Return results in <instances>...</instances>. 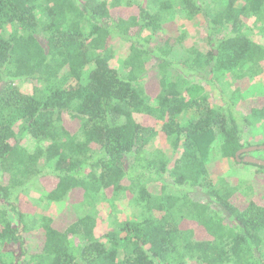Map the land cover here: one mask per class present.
<instances>
[{"label":"trees","instance_id":"1","mask_svg":"<svg viewBox=\"0 0 264 264\" xmlns=\"http://www.w3.org/2000/svg\"><path fill=\"white\" fill-rule=\"evenodd\" d=\"M132 4L0 0V264H18V257L42 264H264V192L256 199L254 186L214 181L209 170L216 140L224 158L236 159L246 146L239 117L191 79L264 81V0H145L137 14H114ZM176 14L205 21L208 49L184 46L185 32L155 40ZM250 18L258 39L245 32ZM116 38L128 44L122 73L111 63ZM149 62L158 75L156 97L145 84ZM23 81L34 87L23 89ZM241 115L252 124L264 119V107ZM66 116L79 122L76 131ZM148 120L160 124L170 153L152 145L158 131ZM23 138L35 140L33 147ZM44 178L50 189L31 202L42 212L23 211L22 195ZM172 185L200 188L211 201L171 193ZM80 190L77 218L59 229L45 212ZM236 196L249 199L245 208ZM101 200L113 209L127 200L133 218L98 232ZM187 220L210 238L196 239L182 226ZM39 231L34 254L27 236Z\"/></svg>","mask_w":264,"mask_h":264},{"label":"rangeland","instance_id":"2","mask_svg":"<svg viewBox=\"0 0 264 264\" xmlns=\"http://www.w3.org/2000/svg\"><path fill=\"white\" fill-rule=\"evenodd\" d=\"M125 2H132L130 7L123 6L114 11V14L128 15L137 14L139 12V5L145 3V0H124ZM247 27L245 32L252 38L258 39L260 37L258 30L254 26L253 19H247ZM205 21L202 18L187 20L181 17L180 14H176L168 22L165 23L163 30L155 37V40H159L166 36H175L180 33H187V38L184 42V46L189 47L195 45L197 47L208 49L206 42V29ZM7 31H11V27H7ZM115 48V56L112 60V65L122 73L121 60L126 54L128 44L122 39L116 38L113 40ZM182 50L175 52L176 57H181ZM149 76L146 81V88L152 97H156L159 84L158 75L153 62H149L148 65ZM220 80L216 79L215 83L209 84L206 82L204 76L196 75L191 76L194 82L202 83L205 85V91L210 101L215 105L226 108L227 106H233L236 111V115L239 117V125L242 130V139L245 143V147L264 145V119H252L253 123L248 124L244 121L241 114H249L254 107H264V81L261 77L255 79H244L237 83L232 84L231 77L228 74L219 75ZM23 89L30 91L34 87V83L31 81L19 82ZM239 89V90H237ZM66 124L71 131H76L79 127L77 120H71L69 116H66ZM147 123L155 126L158 131V135L153 141V146H163L167 152L170 153V147L167 142V138L159 123L148 120ZM221 140L218 139L214 142L216 148L213 154V159L209 165V170L213 176V180L217 181L219 178H228L233 184H240L242 186H254L256 199H259L260 195L264 192V171L258 170L256 166L247 164V162L236 160L234 157L224 158L217 152V147L220 145ZM22 144L29 148H32L35 144V140L29 138H23ZM182 147L177 151L175 158L180 155ZM242 155V154H241ZM245 155H251L257 159L264 160V148L256 149L251 153H244ZM173 163V162H172ZM171 163V164H172ZM4 181V178L0 173V182ZM51 181L49 179L37 180L34 184L29 186L25 191V196L22 195L20 200V207L23 211L34 213L36 210L42 212V209L33 206L32 203H38L42 197L46 196L47 191L51 187ZM171 193L183 195L188 193L193 199L200 201H211L210 196L200 188L170 186L168 190ZM82 191H76L72 193L69 198L63 203L52 204L50 208L45 212L48 215H52L55 219V226L59 229H64L67 225L73 222L77 218L74 204L81 199ZM27 196V198H26ZM234 202L240 207L245 208L248 204V198L242 196H236ZM32 202V203H31ZM260 202V201H259ZM117 207L113 209L111 202L108 200H101L98 203V232H104L111 229L114 226V221L123 220L128 217H132L130 213V207L127 200L118 202ZM36 207V208H35ZM119 209V210H117ZM188 221V222H187ZM183 223L185 228H193L195 230V238L199 240L209 239L210 236L195 221L187 220ZM43 242V234L41 231L30 234L27 236L26 248L31 253H39ZM18 264H42L39 262H33L31 260L24 259L23 257L17 258ZM190 264H197V262H191Z\"/></svg>","mask_w":264,"mask_h":264},{"label":"water","instance_id":"3","mask_svg":"<svg viewBox=\"0 0 264 264\" xmlns=\"http://www.w3.org/2000/svg\"><path fill=\"white\" fill-rule=\"evenodd\" d=\"M264 148V145H259V146H252V147H247L243 148L240 151L237 152L236 154V159L239 161L247 162V163H252V164H257V165H264V160L257 159L251 155H245L243 158H240L241 154L244 153H250L256 149H261Z\"/></svg>","mask_w":264,"mask_h":264}]
</instances>
